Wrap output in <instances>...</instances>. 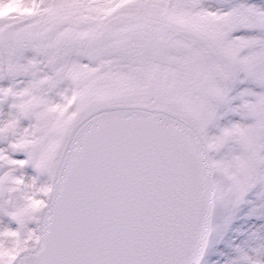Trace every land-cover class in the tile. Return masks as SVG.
I'll return each mask as SVG.
<instances>
[{
	"label": "snow or ice",
	"instance_id": "obj_1",
	"mask_svg": "<svg viewBox=\"0 0 264 264\" xmlns=\"http://www.w3.org/2000/svg\"><path fill=\"white\" fill-rule=\"evenodd\" d=\"M0 264H264V0H0Z\"/></svg>",
	"mask_w": 264,
	"mask_h": 264
}]
</instances>
